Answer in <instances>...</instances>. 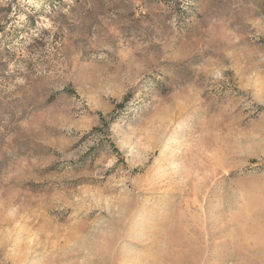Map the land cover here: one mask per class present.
Masks as SVG:
<instances>
[{
  "label": "rangeland",
  "instance_id": "374dc122",
  "mask_svg": "<svg viewBox=\"0 0 264 264\" xmlns=\"http://www.w3.org/2000/svg\"><path fill=\"white\" fill-rule=\"evenodd\" d=\"M0 264H264V0H0Z\"/></svg>",
  "mask_w": 264,
  "mask_h": 264
},
{
  "label": "trees",
  "instance_id": "16d2710c",
  "mask_svg": "<svg viewBox=\"0 0 264 264\" xmlns=\"http://www.w3.org/2000/svg\"><path fill=\"white\" fill-rule=\"evenodd\" d=\"M122 106V104H120Z\"/></svg>",
  "mask_w": 264,
  "mask_h": 264
}]
</instances>
